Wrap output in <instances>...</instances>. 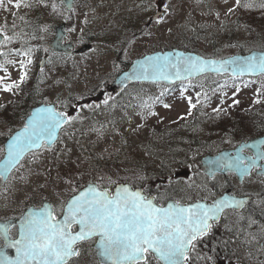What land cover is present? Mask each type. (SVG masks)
I'll list each match as a JSON object with an SVG mask.
<instances>
[{"label": "snow or ice", "instance_id": "snow-or-ice-1", "mask_svg": "<svg viewBox=\"0 0 264 264\" xmlns=\"http://www.w3.org/2000/svg\"><path fill=\"white\" fill-rule=\"evenodd\" d=\"M84 7L95 13L80 0H0V12L5 13L0 21V93L17 97L13 104L27 102L30 96L39 98V106L24 114L19 128L7 126L0 132L5 137L0 141V208L5 212L0 218V264H214L210 253L218 249L230 252L232 264H264V127L256 138L245 135L236 142L226 136L223 141L233 151H220L204 161L203 172L194 169L195 177L186 182L177 184L170 175L167 187L150 184L153 177L140 164L123 174L105 172L93 163L103 159V154L93 156L77 138V132L81 137L95 135V147L111 132L127 144L125 133L137 135L149 119L163 123L158 107L172 112L183 106L184 113L177 112L173 124L197 112L216 122L230 118L237 109L245 114L256 108L264 111V40L256 41V50L249 49L252 54L247 57L216 59L173 47L142 54L129 70L113 61L112 70L122 73V95L133 83L149 82L159 89L158 95L139 97L141 111L136 115L144 123L132 127L129 119V127L121 131L111 119L89 122L84 112L87 108L94 114L97 110L110 113L117 107L111 96L103 105L80 103L83 93L73 101L62 98L56 90L66 88L71 96L73 85L52 74L59 67L54 56L47 60L38 56L49 52L41 44L51 31L43 13L78 20L68 30L80 32L83 40L93 22L89 12L81 11ZM136 7L145 14L152 12L144 20L151 27L142 28L143 35L151 38L153 28L156 32L163 29L161 34L171 40L176 30L165 26L181 14L180 28L196 33V27H190L196 9L214 17V24L197 26L201 31L216 24L227 30L231 20L238 31L251 35L252 30L239 22V14L264 13V0H216L214 5L208 0H192L190 5L188 0H142ZM29 12L41 15L34 19ZM64 39L60 36L57 43ZM135 42L119 43L133 46ZM121 52L128 57L127 48H117V54ZM59 60L67 66L63 55ZM73 67L77 71L72 79L78 80V65ZM34 74L36 83L27 89ZM98 88L99 84L92 91ZM246 89H252V97L243 107L240 96ZM170 93H178L171 102L166 100ZM5 110L6 105H0V111ZM86 122L87 132L83 129ZM144 154L153 157L150 148ZM196 155L185 153V161L179 163L191 168ZM160 166L165 167L164 161ZM21 204L24 207L18 215L7 214ZM217 229H222L220 235Z\"/></svg>", "mask_w": 264, "mask_h": 264}, {"label": "rangeland", "instance_id": "rangeland-1", "mask_svg": "<svg viewBox=\"0 0 264 264\" xmlns=\"http://www.w3.org/2000/svg\"><path fill=\"white\" fill-rule=\"evenodd\" d=\"M142 0H80V4L90 5L91 8L95 9V13L89 11V8L84 7L81 9L82 12H89L90 19L93 20L92 24L87 29V35L83 36V40L79 37L82 35L80 32L71 33L69 32V25L76 26L79 21L75 18L72 21H66L62 18L49 16L43 13V21L50 25L51 31L46 34L45 41L41 44L46 46L47 41L53 37V30L57 23H66V37L65 41L70 42L74 49L80 48L83 44L91 43L92 49H97L93 52L92 49L86 51L83 54H75L72 56H64L68 63L67 66L59 60L61 55L53 54L50 50L47 54L40 52L38 53L39 58L47 60L48 57L54 56L57 60L59 67L52 69V74L57 75L61 79H66L68 83L73 85V91L71 96L68 95L66 88H59L56 90V94L62 96L68 101H73V98L80 97L81 93L83 96L80 98V103L88 104H101L103 105L104 99L111 96L113 99L116 97L113 90L110 88V83L113 78L117 75L116 72L112 70V62L115 61L120 63L121 68L124 67L127 61H130L136 57L142 56V54L154 51V50H164L173 47L178 48H191L195 51L201 52L208 56L224 57L238 51L245 50L248 48L256 47L255 42L264 40V13L258 10H253L251 12H241L239 14V22L246 24L252 31L251 35L248 32L237 30L236 26L228 21V29L221 30L219 25L216 24L215 27H209L207 31H201L199 27L200 24H214V17H205L201 13V9H196L193 11L192 23L190 27H196V33L184 32L180 25L184 22L183 14L175 17L169 25L176 30V37L169 40L161 32H156L151 38L145 36L141 33L142 28L151 27V25H145L144 20H147L152 12L147 14L141 12L136 6L140 4ZM192 0H188L190 5ZM209 4H215L216 0H208ZM188 5H186L187 7ZM207 11V8L203 9ZM154 11V10H153ZM5 13L0 12V21H2ZM41 14L35 12H29L28 16L31 18H39ZM232 20H237V17H232ZM135 34V37L133 36ZM197 34L199 39L196 38ZM139 37V39H136ZM135 39L136 42L133 46H129L127 43L121 45L120 41H127ZM103 44H107L108 47L104 48ZM115 45V47H114ZM187 45V47H185ZM230 45H244L243 47L236 46L232 47ZM117 48H127L128 57L125 58L122 54H117ZM78 65V75L79 79H72L74 71L73 65ZM35 71L38 70H34ZM36 83L35 74L33 80L27 85V89H32ZM208 83H211L209 81ZM99 84V88L96 91L92 89ZM145 89L139 90L131 88L126 93L125 96L133 94L136 91H142L147 96H154L159 93V89L153 86L151 83L142 84ZM45 94L52 95L45 86H41ZM173 95H178V93H170L166 100L171 102V97ZM252 97V89H246L241 93V100L243 107H247L250 99ZM18 100L17 97H13L10 94L0 93V105H6V112H0V132H5L7 126L12 128L17 127L20 121H16L19 118V112L14 111L21 105H26L27 102H21L19 105L11 108V101ZM72 111L71 109H68ZM161 118H163V123H157L156 119H149L146 126L134 136H129L125 133L123 140L127 141V144L122 143L121 137H115L109 132L106 139L98 143L95 147L92 143L96 140L95 135L81 137L80 133L77 132V138L81 140L83 146L89 150V153L93 156L99 157L103 154V159H96L93 163L105 172L124 173L126 169L132 168L136 164L146 167V174L153 177V180L149 181L150 184H163L167 185V178L171 175L175 177L177 184L186 182L191 178L195 177L194 169L195 164L193 163L191 168H187L185 165L178 166V162L185 161V153L188 151L189 157L192 153H198L197 150L192 146L193 137L196 136L195 140H199L203 143L204 147L218 144L219 146L226 143L223 138L226 136L235 137L238 134L247 132L248 124L251 126L253 123H257L264 114V111L256 108L252 113L245 114L241 109L234 110L230 118H225L220 121L213 122L208 120L206 117L201 116L198 112L195 113L190 119H188L185 126L182 121L178 124H173L172 119L176 117V113H184L183 106L176 108L172 112H168L158 107L156 109ZM141 111L138 107L134 109H129L127 112L123 110H115L114 113L103 112L99 110L96 113H92L89 109L85 108L84 112L87 113L89 117V122L99 121L102 123H107L109 119L116 122V126L121 129V131L129 127L127 121L130 119L132 121V127H135L137 123H144L136 115L137 112ZM206 111L210 112V109ZM74 114V113H73ZM196 118L198 120L196 125V131L192 133L191 129L194 126ZM6 122V123H5ZM111 128V125H109ZM85 132L88 130V122L83 126ZM167 135V136H166ZM169 135V137H168ZM5 137L0 136V141H3ZM169 139L173 149L178 152H168V147L164 145ZM190 144V145H189ZM188 145V146H187ZM76 147L75 145H70ZM107 148V152L104 149ZM150 148L153 157L149 158L144 154L145 149ZM184 148L187 150L184 152ZM203 153V152H202ZM160 154L166 155L168 157L167 171L159 170L160 168ZM203 154H201L202 156ZM200 156V157H201ZM199 157V158H200ZM197 157H195L196 159ZM198 158V160H199ZM131 160V163H129ZM174 161V163H169ZM173 169V171L171 170ZM155 189V188H153ZM24 205L21 204L15 212L11 210L8 211V215L19 214V209L23 208ZM5 212L0 208V217H4Z\"/></svg>", "mask_w": 264, "mask_h": 264}, {"label": "water", "instance_id": "water-1", "mask_svg": "<svg viewBox=\"0 0 264 264\" xmlns=\"http://www.w3.org/2000/svg\"><path fill=\"white\" fill-rule=\"evenodd\" d=\"M65 35H66L65 23L64 22H61V23L57 24L54 27V36H53L52 39H50L48 41V43H47L48 47L51 48L53 50V52H56V53L64 52V53H66L68 55L72 54V45H71V43H69V42L64 43L63 41H60L59 43H57L58 38L60 36H64L65 37ZM91 47H92L91 44H85L81 48L77 49L76 50V53H84L85 51L89 50ZM176 50H179V49H176ZM179 51H182V50H179ZM253 51H255V50H253ZM152 53H154V52H152ZM152 53H148V54H152ZM188 53H191V52H188ZM192 54H194V53H192ZM251 54H252V52H249V53H247L245 55L237 54V55H233V56H230V57H226L225 59H227V58H233V57H247V56H249ZM130 67H131V64L129 65V67L126 70H129ZM119 75H122V73L118 74L116 76L115 80L112 83V87H114L117 92H120L121 91L120 84H119ZM223 151H227V150H223ZM212 157H214V156H205V157H203L201 159L202 164L200 165V169L202 171H203V168H204V161L209 160ZM14 254H15L14 251L9 250V255L10 256H14Z\"/></svg>", "mask_w": 264, "mask_h": 264}, {"label": "trees", "instance_id": "trees-1", "mask_svg": "<svg viewBox=\"0 0 264 264\" xmlns=\"http://www.w3.org/2000/svg\"><path fill=\"white\" fill-rule=\"evenodd\" d=\"M34 19H37V18H34ZM186 49H191V48H186ZM217 79H219V77H217ZM214 86V85H213ZM132 87H136V88H138L139 90H144L145 89V87L141 84V83H135ZM143 92L142 91H136V92H134L133 94H130V95H127V97L126 98H123V99H118V100H116V103H117V107H119V108H125L126 106H134V105H138L139 104V100L137 101L136 99H139V97L140 96H142L143 94H142ZM33 95H34V93H33ZM120 95V94H119ZM145 95V94H144ZM147 97V96H146ZM119 98H122V97H119ZM29 101H27V103H26V105H21V106H19L18 108H16L15 110H13V112L14 111H18L19 112V114H20V120H22L23 119V116H24V114L28 111V108L30 107V106H33V105H36V104H38V100H39V98L37 97L35 100L30 96L29 97V99H28ZM127 100H131V101H129L128 103H127ZM125 102H126V104H125ZM21 102H18V103H16V105H19ZM13 107L15 106V104H13L12 105ZM12 108V107H11ZM5 112H6V110H5ZM16 121L18 122L19 121V118H17L16 119ZM183 124L185 125V126H187L186 124H185V122H183ZM188 127V126H187ZM194 129H195V123H194V126L192 127V129H191V131H194ZM5 139V138H4ZM3 139V140H4ZM159 170H161L162 172L163 171H167V167H161L160 166V168H159ZM161 185V184H160ZM163 186V185H162ZM165 186V185H164ZM153 192H155V190H153Z\"/></svg>", "mask_w": 264, "mask_h": 264}, {"label": "flooded vegetation", "instance_id": "flooded-vegetation-1", "mask_svg": "<svg viewBox=\"0 0 264 264\" xmlns=\"http://www.w3.org/2000/svg\"><path fill=\"white\" fill-rule=\"evenodd\" d=\"M251 123H253V125L251 128L247 129V132L238 134L240 136L236 137L233 140L236 142H239L241 139H243L245 137V135L252 136L255 138L257 136V133H259L261 131V127H264V114L260 120H257V123H254V122H251ZM224 148L233 149L232 145H230V144ZM228 190L231 191L230 188ZM256 215H257V218H260L258 212ZM221 233H222V229H217V235H220ZM205 251H207V249H205ZM210 254L214 258V264H232V261L229 259L230 252L218 249L215 253H210Z\"/></svg>", "mask_w": 264, "mask_h": 264}]
</instances>
